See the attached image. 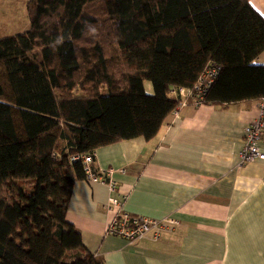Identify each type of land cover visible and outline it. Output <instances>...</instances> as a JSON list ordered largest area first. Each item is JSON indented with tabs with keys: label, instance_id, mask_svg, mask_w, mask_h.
I'll use <instances>...</instances> for the list:
<instances>
[{
	"label": "trees",
	"instance_id": "obj_1",
	"mask_svg": "<svg viewBox=\"0 0 264 264\" xmlns=\"http://www.w3.org/2000/svg\"><path fill=\"white\" fill-rule=\"evenodd\" d=\"M248 1H27L29 28L0 36V264H104L66 220L84 179L73 157L153 138L172 88L216 67L201 104L264 97Z\"/></svg>",
	"mask_w": 264,
	"mask_h": 264
},
{
	"label": "crops",
	"instance_id": "obj_2",
	"mask_svg": "<svg viewBox=\"0 0 264 264\" xmlns=\"http://www.w3.org/2000/svg\"><path fill=\"white\" fill-rule=\"evenodd\" d=\"M248 2L264 18V0ZM0 3V33L24 31L28 19L19 27L17 7ZM253 63L264 65V51ZM257 110V100L189 104L178 117H166L151 139L97 148L94 169L121 170L114 179L124 211L177 224L158 240L130 243L109 234L107 186L81 179L73 184L66 220L84 247L104 264H264V160L242 164L239 158L244 127Z\"/></svg>",
	"mask_w": 264,
	"mask_h": 264
},
{
	"label": "built area",
	"instance_id": "obj_3",
	"mask_svg": "<svg viewBox=\"0 0 264 264\" xmlns=\"http://www.w3.org/2000/svg\"><path fill=\"white\" fill-rule=\"evenodd\" d=\"M216 74V67L206 68L193 86L172 88L169 93L178 102L170 115L175 118L178 117L180 110L189 105V102L193 106L201 104L203 95ZM257 109V116L244 127L243 144L239 152L240 163L242 164L264 160V152L260 148L261 136L264 130V97L257 100ZM73 158L81 161L84 169V180L106 185L109 190L106 204L107 210L112 211L106 227L109 234L121 236L130 243L144 238L158 240L162 233L171 231L177 224V221L171 217L154 219L132 215L124 211L121 207V199L116 196L117 182L114 179V175L121 170L114 168L94 169V152L77 155Z\"/></svg>",
	"mask_w": 264,
	"mask_h": 264
},
{
	"label": "rangeland",
	"instance_id": "obj_4",
	"mask_svg": "<svg viewBox=\"0 0 264 264\" xmlns=\"http://www.w3.org/2000/svg\"><path fill=\"white\" fill-rule=\"evenodd\" d=\"M4 1L5 4H14L16 7H17V13L18 14V17L19 19L21 20V24L19 25V27L21 28H24L23 26V23L24 21H27V17H26V3L28 0H0V2ZM3 6L1 3H0V7ZM29 27V24H27V27L24 29V31H26ZM22 31V32H24ZM0 35H2L0 33ZM3 36V35H2ZM148 88L150 87L149 84L147 86Z\"/></svg>",
	"mask_w": 264,
	"mask_h": 264
}]
</instances>
